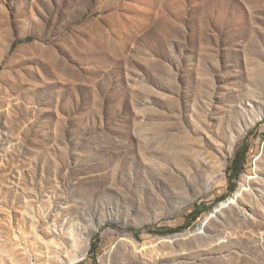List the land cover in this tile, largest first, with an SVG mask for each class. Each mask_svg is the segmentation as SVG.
<instances>
[{
  "label": "rangeland",
  "instance_id": "1",
  "mask_svg": "<svg viewBox=\"0 0 264 264\" xmlns=\"http://www.w3.org/2000/svg\"><path fill=\"white\" fill-rule=\"evenodd\" d=\"M0 264H264V0H0Z\"/></svg>",
  "mask_w": 264,
  "mask_h": 264
},
{
  "label": "trees",
  "instance_id": "2",
  "mask_svg": "<svg viewBox=\"0 0 264 264\" xmlns=\"http://www.w3.org/2000/svg\"><path fill=\"white\" fill-rule=\"evenodd\" d=\"M248 154V147L246 146L245 142L241 143L235 150L233 159L231 161V165L228 169V178L230 183V191H234V184L232 183V179H237L239 174L242 170L243 164L246 159V155ZM199 206H196L194 214H198ZM197 211V212H196ZM149 230V229H147ZM95 247L92 246L91 250L93 251Z\"/></svg>",
  "mask_w": 264,
  "mask_h": 264
},
{
  "label": "water",
  "instance_id": "3",
  "mask_svg": "<svg viewBox=\"0 0 264 264\" xmlns=\"http://www.w3.org/2000/svg\"><path fill=\"white\" fill-rule=\"evenodd\" d=\"M229 204H230V202H229V201H226L225 204H224L223 206L226 207V206H228Z\"/></svg>",
  "mask_w": 264,
  "mask_h": 264
}]
</instances>
